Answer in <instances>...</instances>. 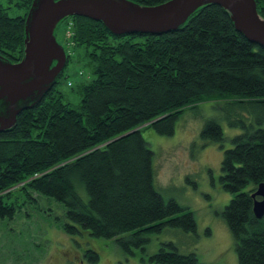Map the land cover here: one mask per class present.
I'll return each instance as SVG.
<instances>
[{"label": "trees", "instance_id": "1", "mask_svg": "<svg viewBox=\"0 0 264 264\" xmlns=\"http://www.w3.org/2000/svg\"><path fill=\"white\" fill-rule=\"evenodd\" d=\"M31 1L0 0V56L8 61L22 58ZM255 2L264 19V0ZM63 21L72 22L69 43L86 49L93 77L76 85L80 103L74 106L56 87L62 70L50 89L22 103L26 108L11 129L0 131V218L13 219L21 204L45 196L63 207L64 231L112 239L126 255L143 250L147 235L164 227L194 232L193 212L155 188L153 151L141 131L171 135L185 109L216 101L235 107L226 117L241 129L221 159L219 181L232 193L221 214L238 263L264 264V214L254 216L251 196L264 183V47L237 32L213 4L162 35H114L76 15ZM200 137L221 142L220 124L206 120ZM95 250L85 251L92 263ZM148 261L208 264L170 241Z\"/></svg>", "mask_w": 264, "mask_h": 264}, {"label": "rangeland", "instance_id": "2", "mask_svg": "<svg viewBox=\"0 0 264 264\" xmlns=\"http://www.w3.org/2000/svg\"><path fill=\"white\" fill-rule=\"evenodd\" d=\"M67 29L68 24L62 21L55 31L58 43L69 55L56 87L65 101L77 106L80 96L76 85L93 77L92 65L83 46L69 43ZM87 50L91 51V47ZM233 108L226 109L216 101L202 102L179 115L171 135L159 134L152 127L141 131L153 151L155 188L166 200L174 198L193 212L194 232L164 227L147 235L149 240L143 250L135 248L133 254L126 255L112 239L95 237L81 229L72 234L64 231L63 207L41 196L37 197V204H21L13 219L0 218V264H159L148 261V257L157 252L161 242L168 241L180 253L194 252L199 262L239 264L235 239L221 214L232 193L223 189L219 181L223 151L232 146L231 138L241 132L239 127L230 126L226 117ZM208 119L220 124L221 142L200 137ZM88 248L97 250L98 259L93 263L85 256Z\"/></svg>", "mask_w": 264, "mask_h": 264}, {"label": "water", "instance_id": "3", "mask_svg": "<svg viewBox=\"0 0 264 264\" xmlns=\"http://www.w3.org/2000/svg\"><path fill=\"white\" fill-rule=\"evenodd\" d=\"M210 4L224 9L235 30L247 40L264 47V19L255 0H166L155 5L133 0H32L25 17L22 58L11 62L0 56V131L11 129L26 108L22 103L50 89L66 65L65 49L55 35L65 18L76 15L101 22L114 35H162ZM251 196L253 214L260 218L264 214L263 182Z\"/></svg>", "mask_w": 264, "mask_h": 264}, {"label": "built area", "instance_id": "4", "mask_svg": "<svg viewBox=\"0 0 264 264\" xmlns=\"http://www.w3.org/2000/svg\"><path fill=\"white\" fill-rule=\"evenodd\" d=\"M72 22H69L68 23V29H67V32H68V35H70L71 34V27H72ZM71 44V43H70Z\"/></svg>", "mask_w": 264, "mask_h": 264}, {"label": "flooded vegetation", "instance_id": "5", "mask_svg": "<svg viewBox=\"0 0 264 264\" xmlns=\"http://www.w3.org/2000/svg\"><path fill=\"white\" fill-rule=\"evenodd\" d=\"M14 62V61H13Z\"/></svg>", "mask_w": 264, "mask_h": 264}]
</instances>
